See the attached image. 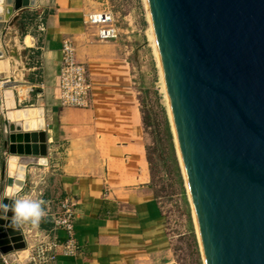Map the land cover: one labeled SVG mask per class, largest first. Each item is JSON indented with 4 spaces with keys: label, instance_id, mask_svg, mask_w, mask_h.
I'll use <instances>...</instances> for the list:
<instances>
[{
    "label": "water",
    "instance_id": "1",
    "mask_svg": "<svg viewBox=\"0 0 264 264\" xmlns=\"http://www.w3.org/2000/svg\"><path fill=\"white\" fill-rule=\"evenodd\" d=\"M205 264H264V0H146ZM0 10V202L46 164L44 107L12 89L36 0ZM13 77V78H11ZM26 104V103H25ZM18 189V191H17ZM0 220V264L28 260L22 224Z\"/></svg>",
    "mask_w": 264,
    "mask_h": 264
},
{
    "label": "crops",
    "instance_id": "2",
    "mask_svg": "<svg viewBox=\"0 0 264 264\" xmlns=\"http://www.w3.org/2000/svg\"><path fill=\"white\" fill-rule=\"evenodd\" d=\"M36 3L27 17L39 16L38 23L41 19L46 29L36 30L35 22H29L21 41L32 57L28 75L12 71L9 58L1 64L10 75L18 74L20 84L12 89L23 105L45 108L47 163L29 158L18 198L29 199L25 190L31 173L43 168L51 172L44 212L60 210L65 198L76 201L75 236L82 251L75 257L59 255L52 264H171L164 217L151 189L147 133L131 58L119 39L100 40L96 27L86 22L98 2ZM64 39L73 41L77 60L88 65L91 107L61 104ZM43 217L33 228L22 224L27 244L33 229L44 232L52 227ZM57 236L64 241L67 233L59 229ZM12 256L9 264H38Z\"/></svg>",
    "mask_w": 264,
    "mask_h": 264
},
{
    "label": "rangeland",
    "instance_id": "3",
    "mask_svg": "<svg viewBox=\"0 0 264 264\" xmlns=\"http://www.w3.org/2000/svg\"><path fill=\"white\" fill-rule=\"evenodd\" d=\"M94 2L99 3L98 10L108 8L113 11L117 26L120 28L119 40L132 61L135 87L143 109L147 133L152 172L151 189L162 211L165 230L171 244L169 260L171 264H205L178 154L159 59L151 38L152 31L145 0H94ZM167 121L172 138L166 128ZM50 175L51 172L44 171L43 168L33 170L25 190L30 200L43 201L47 197L49 194L47 180ZM28 224L33 228L31 223Z\"/></svg>",
    "mask_w": 264,
    "mask_h": 264
},
{
    "label": "built area",
    "instance_id": "4",
    "mask_svg": "<svg viewBox=\"0 0 264 264\" xmlns=\"http://www.w3.org/2000/svg\"><path fill=\"white\" fill-rule=\"evenodd\" d=\"M86 22L96 27L97 36L102 41L117 40L120 37L116 17L108 8L89 13ZM38 29L39 31L46 29L41 19ZM62 53L59 84L61 104L66 107H91L93 87L88 65L77 60L75 46L71 39L63 40ZM75 206L74 199H63L60 203V210L50 209L49 213H45L47 220L52 224L50 230L29 232L30 242L27 244L29 261L38 264H52L59 255L71 257L79 255L82 248L75 236ZM59 229L67 233L64 241H60L57 236Z\"/></svg>",
    "mask_w": 264,
    "mask_h": 264
},
{
    "label": "clouds",
    "instance_id": "5",
    "mask_svg": "<svg viewBox=\"0 0 264 264\" xmlns=\"http://www.w3.org/2000/svg\"><path fill=\"white\" fill-rule=\"evenodd\" d=\"M5 199H8L9 202H0V220H4L5 217H8V213L11 212L12 216L7 220V225L11 227L13 231L16 230V226L24 223H31L33 226H36L45 215L42 207L43 201L17 198L15 193L5 197ZM0 229L5 231L8 230L5 224H0Z\"/></svg>",
    "mask_w": 264,
    "mask_h": 264
},
{
    "label": "bare ground",
    "instance_id": "6",
    "mask_svg": "<svg viewBox=\"0 0 264 264\" xmlns=\"http://www.w3.org/2000/svg\"><path fill=\"white\" fill-rule=\"evenodd\" d=\"M2 1H4V0H0V10L2 9V4H3ZM145 3H146V6H147V1H146V0H145ZM147 11H148V7H147ZM148 21H149V23H150L149 13H148ZM150 25H151V23H150ZM151 31H152V28H151ZM151 38H152V40H153V45H154V47H155L156 54H157V56H158V52H157V48H156V44H155V40H154V36H153V32H152V36H151ZM158 59H159V57H158ZM159 67H160V72H161V76H162V71H161L160 61H159ZM162 81H163V77H162ZM163 83H164V82H163ZM1 87H2V86L0 85V88H1ZM168 109H169V111H170L169 102H168ZM170 116H171V112H170ZM171 120H172V116H171ZM172 126H173V130H174V134H175V129H174V125H173V120H172ZM175 139H176V134H175ZM176 145H177V140H176ZM177 148H178V145H177ZM178 154H179V157H180L179 148H178ZM180 159H181V157H180ZM181 164H182V161H181ZM182 168H183V165H182ZM183 172H184V169H183ZM184 177H185V173H184ZM185 179H186V178H185ZM186 185H187V183H186ZM8 202H9V201L6 200L4 203H8ZM9 213H11V212H9Z\"/></svg>",
    "mask_w": 264,
    "mask_h": 264
},
{
    "label": "trees",
    "instance_id": "7",
    "mask_svg": "<svg viewBox=\"0 0 264 264\" xmlns=\"http://www.w3.org/2000/svg\"><path fill=\"white\" fill-rule=\"evenodd\" d=\"M38 18H39V16H36L35 18H33L32 15L30 17H28V21L29 22H32V21L35 22L36 30H39L38 29V22H39ZM166 128H167V130L169 132L170 137L172 138V133L170 131V125H169L168 121L166 122Z\"/></svg>",
    "mask_w": 264,
    "mask_h": 264
}]
</instances>
